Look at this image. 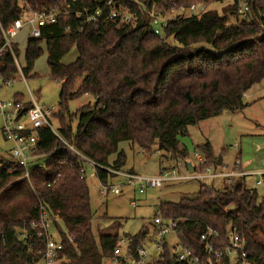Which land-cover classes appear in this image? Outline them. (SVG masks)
Segmentation results:
<instances>
[{
	"label": "trees",
	"instance_id": "1",
	"mask_svg": "<svg viewBox=\"0 0 264 264\" xmlns=\"http://www.w3.org/2000/svg\"><path fill=\"white\" fill-rule=\"evenodd\" d=\"M28 1L34 10L67 8L56 22L40 27L39 38L28 39L23 73L40 56L44 40L50 76L60 83L54 118L59 133L74 150L51 130L41 128L40 151L47 160L33 166L28 177L11 157L0 158V264H41L45 239L30 222L42 211L54 219L62 243L58 264H106L113 259L119 234L117 230L94 234L96 213L90 205L86 162L81 155L95 163L97 179L107 186L116 174L106 168L122 170L125 164L119 142H130L147 152L156 148L163 157H185L186 149H180L179 143L189 125L224 110L244 108L245 92L264 79V0H245L250 4L248 19L239 17L240 0H229L222 12L212 8L199 16H174L163 28V37L150 23L149 9L152 4L167 9L170 0H114L131 14L129 23L103 20L107 12L103 0ZM194 1L177 3L189 6ZM97 5L103 10L97 27L75 15L79 7L93 10ZM22 16L16 0H0L3 27ZM73 46L77 58L63 64L61 59ZM6 62L8 76L15 67L10 57ZM82 95L90 96L93 103L70 112L68 103ZM197 148L205 164L217 166L209 142ZM112 154L116 156L111 161ZM239 181L221 190L201 185L194 197L161 202L158 214L175 220L177 239L203 256L200 234L207 227L219 232L221 249L227 243V226L234 227L246 238L248 259L264 264V195L259 197L256 189ZM149 235V228L143 226L138 234L126 237L135 248ZM155 262L187 264L175 260L167 243ZM222 262L238 264L227 255Z\"/></svg>",
	"mask_w": 264,
	"mask_h": 264
},
{
	"label": "rangeland",
	"instance_id": "2",
	"mask_svg": "<svg viewBox=\"0 0 264 264\" xmlns=\"http://www.w3.org/2000/svg\"><path fill=\"white\" fill-rule=\"evenodd\" d=\"M229 0H213L209 2L208 9L215 8L222 12L223 7ZM233 18H230L231 22ZM159 37L164 36L162 28L154 26ZM29 39L28 28L25 27L14 39L19 43V60L23 67L25 62V46ZM41 54L34 61L30 71L23 76L16 77L6 89H0V98L3 100L12 99L14 96L22 95L25 101H30L29 92L39 105L58 107L60 83L51 78L47 63V49L44 42L40 44ZM78 52L75 46L63 56L61 62L69 64L77 58ZM93 103L90 96L82 95L68 103L70 112L86 103ZM243 102L246 106L235 111L224 110L221 114L199 121L187 127V134L180 138L179 148L186 149L185 157H175L173 154L162 156V152L153 148L146 151L132 145L130 142L121 141L118 150H123L125 154V164L121 168L123 171L132 172L142 177H152L158 175L163 170L175 169L177 175L187 173L186 163L189 162L196 168L195 173L200 171L199 161L195 156L198 153L201 157L204 154L197 148V145L209 142L213 155V160L221 158V164L211 167V172L229 173L235 170V162L238 159L240 167L246 172H257L264 170V79L254 84L243 95ZM54 127H58L56 118H51ZM72 128L76 124L75 118L72 120ZM10 143L0 137V158L10 157L8 149ZM115 154L110 156L114 160ZM47 158L42 161L45 163ZM180 164L177 165L176 161ZM86 183L89 187L90 205L95 211V218L92 221L94 234L97 236L98 230L108 232L118 231L119 238L127 239L126 235L138 234L143 226L149 228L150 235L146 242L152 243V221L158 214L161 202H177L183 197H194L199 192L201 185H212L214 189H223L226 185V177L199 179H181L165 181L160 187H145L142 192L139 186L128 182L123 176L116 175L108 180L107 186L102 187L95 174V167L92 163H85ZM259 176V175H258ZM257 175H247L245 177L235 176L233 181L240 180L248 189H256L259 197L264 195V181L257 184ZM213 180V181H212ZM117 186L118 193L111 190ZM118 238V239H119ZM168 245L172 246L176 242L174 233H169L166 237ZM151 249H154L153 247ZM106 264H117L109 260Z\"/></svg>",
	"mask_w": 264,
	"mask_h": 264
},
{
	"label": "built area",
	"instance_id": "3",
	"mask_svg": "<svg viewBox=\"0 0 264 264\" xmlns=\"http://www.w3.org/2000/svg\"><path fill=\"white\" fill-rule=\"evenodd\" d=\"M74 1V0H72ZM213 0H195L189 6L178 5L177 0H170L169 7L162 9L156 7L154 4L149 9L150 23L153 26L164 28L169 19L174 16H199L202 12L208 9V4ZM215 1V0H214ZM17 6L23 12L22 18L15 19L9 26L3 27L0 22V89L10 85L12 81L19 75L26 78L23 73V66L19 60L18 42L14 39L25 27L28 28L29 38H39L41 36L40 27L45 24L56 22L58 17L64 10L51 7L49 9L34 10L31 9L30 1L16 0ZM103 6L106 7L107 12L103 18L111 20H121L129 23L132 21L130 13H126L123 9L118 7L114 0H103ZM117 6V8H116ZM250 11V4L245 0H240L237 12L242 19H248ZM103 10L100 5H97L93 10L87 6L79 7L75 11L77 17H83V21L97 27L100 21ZM68 29V27H66ZM44 41V40H43ZM16 44V47H15ZM11 58L15 67L14 72H10L7 76L6 61ZM30 101H25L23 98L14 96L12 99L3 100L0 98V137L4 141L10 143L8 154L14 162L21 166L25 171V176H29L30 169L37 165H43V159L46 153L40 151L39 145V129L48 128L56 137L63 143L64 146L74 150L59 133L58 127H54L51 123V118L57 111L56 106H43L34 101L32 93L29 92ZM199 161L200 171L195 173L187 169L185 175H177L175 169L163 170L158 175L152 177H142L138 174L127 172L123 170H114L106 168L116 175L126 177L128 182L139 186V191L142 192L145 187H160L165 181L181 180V179H199L226 177V184L230 185L233 177L247 175H259L257 184L264 181V170L257 172H246L240 167V162L237 159L235 162V170L229 173L211 172V165L205 164L204 157L195 153ZM85 162H90L95 165L90 159L81 155ZM177 165L180 162L176 161ZM187 168V167H186ZM102 187H106L102 185ZM211 188L212 185H204ZM111 190L115 193L119 192L117 186H113ZM56 218V217H55ZM54 219L49 218L45 211H42L37 220H31L30 225L36 230L38 236H43L45 239V248L40 258L41 264H58L56 258L60 250H62V243L57 238ZM178 226L175 220L170 218H162L160 214H156L152 221L153 242L149 247L146 241L141 245L131 248V239L119 238L113 247V261L117 264H156L155 259L160 256L166 242V237L169 233H174L176 242L170 246L176 261H182L187 264H223L222 257L227 255L228 258L234 259L238 264H253L248 259V253L245 249L246 238L243 234H239L235 228L227 226V243L221 249L219 232L216 229L207 227L201 234L200 240L203 244L204 256L196 253L195 249L188 245H183L177 239ZM154 249H151V248ZM152 250L154 252H152Z\"/></svg>",
	"mask_w": 264,
	"mask_h": 264
},
{
	"label": "water",
	"instance_id": "4",
	"mask_svg": "<svg viewBox=\"0 0 264 264\" xmlns=\"http://www.w3.org/2000/svg\"><path fill=\"white\" fill-rule=\"evenodd\" d=\"M186 97H187L188 101L191 100L190 97H189V94H188V93H186ZM220 164H221V158L218 157L217 165H220ZM185 165H186V167H187V169H188L189 171H193V167H192L191 163L187 162Z\"/></svg>",
	"mask_w": 264,
	"mask_h": 264
},
{
	"label": "crops",
	"instance_id": "5",
	"mask_svg": "<svg viewBox=\"0 0 264 264\" xmlns=\"http://www.w3.org/2000/svg\"><path fill=\"white\" fill-rule=\"evenodd\" d=\"M27 41H28V40H27ZM42 42H44V41L42 40ZM26 43H27V42H26ZM18 45H19V43H18ZM25 48H26V46H25ZM24 56H25V51H24ZM25 62H26V60H25ZM241 169H242V168H241ZM127 172H128V171H127ZM212 181H213V180H212ZM146 244H147L149 247L151 246V242H150V243H149V242H148V243L146 242ZM152 252H154V251L152 250Z\"/></svg>",
	"mask_w": 264,
	"mask_h": 264
}]
</instances>
